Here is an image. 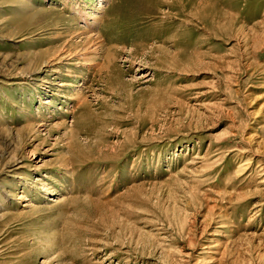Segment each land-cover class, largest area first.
Instances as JSON below:
<instances>
[{
  "label": "rangeland",
  "instance_id": "1",
  "mask_svg": "<svg viewBox=\"0 0 264 264\" xmlns=\"http://www.w3.org/2000/svg\"><path fill=\"white\" fill-rule=\"evenodd\" d=\"M98 6L0 0V264H264V0Z\"/></svg>",
  "mask_w": 264,
  "mask_h": 264
},
{
  "label": "bare ground",
  "instance_id": "2",
  "mask_svg": "<svg viewBox=\"0 0 264 264\" xmlns=\"http://www.w3.org/2000/svg\"><path fill=\"white\" fill-rule=\"evenodd\" d=\"M98 1H99L98 9L101 10V8L103 7L102 3L104 2V0H98ZM98 13H101V12H95V14H98ZM94 19H95V25H96L97 24V15L94 16ZM90 22H91V20H90ZM94 28L92 27L90 29V31H87V28H82L76 36L78 46L76 48H73V46L70 45L69 49L73 48V50L75 49L77 51V53L79 51H81L80 54H78L79 55L78 57H80V63L81 64H87L88 66L93 65L97 59L103 58L104 69H105L107 74L108 73L110 74V71H111L110 65L114 60L113 55L109 51L110 49H107V48L105 49L103 47L104 43L100 37V33L98 32V30L96 32V30ZM75 32H77V31H75ZM67 44H69V43H67ZM79 44H81L82 46L80 47ZM70 51L71 50H68L66 54H65L66 51H64L62 54L59 55V56H61V58H59L60 62L63 60H71V57H74L72 53H75L76 51H74V52H70ZM63 54H65L64 57H62ZM97 64H95V65L97 66ZM76 96H77L76 98H78V102H79V100L85 101L87 99L86 95H84V93H83V90H81V92L79 91L78 93H76Z\"/></svg>",
  "mask_w": 264,
  "mask_h": 264
}]
</instances>
